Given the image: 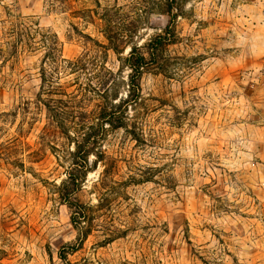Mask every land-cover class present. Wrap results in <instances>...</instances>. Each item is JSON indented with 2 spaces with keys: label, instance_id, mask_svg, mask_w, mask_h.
Segmentation results:
<instances>
[{
  "label": "rangeland",
  "instance_id": "1",
  "mask_svg": "<svg viewBox=\"0 0 264 264\" xmlns=\"http://www.w3.org/2000/svg\"><path fill=\"white\" fill-rule=\"evenodd\" d=\"M131 1L87 5L100 16L106 5ZM83 7L0 0V34L11 14L22 15L56 33L64 57L92 55L101 49L96 42L107 40L98 16L79 17ZM185 9L178 42L141 79L146 143L110 129L101 156H90L78 198L92 204L101 198L103 208L82 247L69 253L75 264H264V0H189ZM167 21L150 15L135 42ZM129 51L109 50L106 64L126 80ZM42 56L0 57V112L19 109L6 127L14 133L23 123L28 143L17 156L23 167L0 159V264H64L60 251L78 235L59 189L70 157L60 158L40 138L47 122L37 101ZM65 81L69 91L78 87ZM118 90L124 96L127 83ZM26 101L29 113L19 108Z\"/></svg>",
  "mask_w": 264,
  "mask_h": 264
},
{
  "label": "trees",
  "instance_id": "2",
  "mask_svg": "<svg viewBox=\"0 0 264 264\" xmlns=\"http://www.w3.org/2000/svg\"><path fill=\"white\" fill-rule=\"evenodd\" d=\"M188 1L133 0L124 6H119L116 2L114 6L106 5L98 16L87 5V0H48L52 9H66L75 2H81L84 7L77 11L79 17L92 21L94 16H98L102 20L100 31L107 42L97 41V46L101 48L97 53L85 54L75 59L63 56L62 43L56 33L44 30L38 22L25 16L11 14L14 18L6 21L1 28L2 61L16 60L26 52L43 51L40 67L42 83L37 101L47 109V122L40 138L50 148L58 151L60 158L70 157L71 160L59 189L62 200L71 210V221L78 235L76 242L63 246L60 251L64 264H75L68 259V255L82 247L93 229L98 215L96 209L103 208L101 198L97 204L82 202L78 198V192L91 171L90 156L94 154L99 157L102 154L98 148L104 135L110 129H123L137 143H146L147 119L140 111L144 101L141 79L154 67L160 68L166 60L169 46L178 42V19L186 14ZM94 2L102 7L101 0ZM154 13L167 15V23L144 42H135V37H139V26L145 24ZM128 46L130 51L123 58V64L130 70L126 80L119 71L115 72L106 64L109 50L121 54ZM65 77H70L78 87L69 91L70 86L66 85L68 81L62 82ZM82 78L91 79V82H84ZM95 79L97 80L94 81ZM121 82L127 83L124 96L118 90ZM90 93L92 94L89 95ZM95 99L99 101L95 103L94 109H88V102ZM28 105L26 101L19 107L20 111L29 113ZM18 113L19 109L0 112V159L9 162L13 160L12 163L23 167L24 162L17 156L18 153H25V146L28 145L24 141V125L19 124L14 133L6 127L8 124L14 126ZM2 134L5 139H2ZM55 141H60V145L50 144ZM29 154L36 158L38 152ZM107 174L106 168L103 176ZM103 181L104 179L100 183L105 184Z\"/></svg>",
  "mask_w": 264,
  "mask_h": 264
}]
</instances>
